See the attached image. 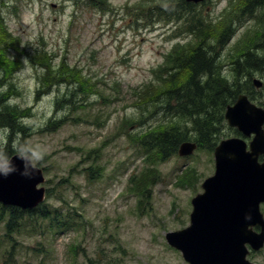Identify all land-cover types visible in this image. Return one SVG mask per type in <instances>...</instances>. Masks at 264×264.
I'll return each instance as SVG.
<instances>
[{"label":"rangeland","instance_id":"374dc122","mask_svg":"<svg viewBox=\"0 0 264 264\" xmlns=\"http://www.w3.org/2000/svg\"><path fill=\"white\" fill-rule=\"evenodd\" d=\"M85 2L0 0V17L5 18L0 54L6 51V24L8 33L21 40L23 52L7 63L10 72L4 73L0 66V157L9 161L6 148L17 142L21 147L17 154L30 156L32 164L44 170L43 209L50 214L70 211L76 226L53 235L47 231L50 219L32 230L26 217L22 229L29 235L13 231L10 236L6 233L10 218L5 214V223L0 224V264H188L166 236L189 225L191 202L215 171L213 152L202 147L189 158H146L140 143L130 137L171 120L163 111L128 133L124 129L125 119L141 121L131 91L153 83V70L178 42L171 39L177 26L147 25L145 20L137 24L140 0H108L107 12ZM241 3L209 0L204 7L206 18L215 22L210 26L214 42L227 17L242 21L218 60L229 80L237 68L239 43L264 31V8L258 19L248 18L237 7ZM191 42L185 37L180 43ZM256 71L254 80L262 81L263 87L255 96L264 102V65ZM45 91L50 92L43 95ZM8 104L15 106L10 110L27 114L24 143L18 136L9 139ZM100 114L102 121L110 115L106 126H99ZM233 134L225 129L221 140ZM260 251L259 264H264V246L256 252Z\"/></svg>","mask_w":264,"mask_h":264},{"label":"trees","instance_id":"16d2710c","mask_svg":"<svg viewBox=\"0 0 264 264\" xmlns=\"http://www.w3.org/2000/svg\"><path fill=\"white\" fill-rule=\"evenodd\" d=\"M241 1V6H237L239 11L248 18L258 19V11L264 8V0ZM87 4L102 12L109 11L108 0H88ZM205 6L207 4L194 5L187 3L186 0H140L139 5L136 6L137 22L145 20L147 25H156L160 22L176 25L177 31H173V37L179 39L183 37L165 55V62L153 70L155 77L153 83L131 91L133 97L136 98L134 107L141 112V121L125 119L124 129L127 133L135 124L143 125L144 120L147 122L160 111H163L165 116H170L171 119L167 122H160L145 132L143 129L139 130L130 137L131 140L140 143L141 148L146 151V158L153 156L161 161H167L171 157H179L178 149L182 143L187 141L197 143L199 149L207 147L213 152L220 143L225 129L233 131L227 127L224 119L227 106L234 104L242 93L248 94L252 100L256 99L257 92L252 81L256 76V70H261L264 65V31L259 37L239 43L241 49L234 57L237 68L234 69L231 74L232 78L229 80L222 74L218 60L221 49L228 43L235 33V28L242 21L238 23L227 17L221 35L214 42V34L210 32V26L215 22L206 18L208 10L204 8ZM2 22L5 23L4 17H0L1 27H3ZM8 29L6 24V43L3 44L6 45V51L0 54V58H3L0 66L5 69L6 58V71L10 72L11 66L7 63L15 62L13 58H21L23 52L20 49L21 40L15 39V36L8 33ZM185 37L192 38L188 46L180 43L185 40ZM11 54H13L12 57H10ZM34 57L35 54L32 58ZM63 65L67 66L66 63ZM182 76H185L183 80ZM49 92L45 91L42 94L46 95ZM261 93L262 90H259L257 94ZM258 99L262 101L260 95ZM12 107L15 106L8 104L5 108L6 127L11 130L13 136L21 137V143H24V135L28 127L23 120L27 114L18 109V112L12 111L10 110ZM102 117L103 115L100 114L97 118V122H101L100 127L106 126L110 115L106 116L103 121ZM12 135L9 136L10 141H12ZM16 152H21V147L18 148L17 142L6 148V156L10 157ZM148 159L144 160L146 164H148ZM7 211L10 212L7 213ZM5 214L10 218L6 223V233L10 236L14 234L13 231L28 234L22 229L24 224L21 222L26 217L33 223L32 230H36L34 225L36 226L38 222L50 219L47 231L53 235L59 231H71L76 227L71 224L73 213L70 211L54 210L50 214L49 211L43 209L42 205L36 209L23 211L17 208L8 209L0 204V224L5 223Z\"/></svg>","mask_w":264,"mask_h":264},{"label":"water","instance_id":"95a60500","mask_svg":"<svg viewBox=\"0 0 264 264\" xmlns=\"http://www.w3.org/2000/svg\"><path fill=\"white\" fill-rule=\"evenodd\" d=\"M200 4L206 0H186ZM257 88L262 81L255 79ZM225 120L244 137L223 140L214 151L215 173L202 184L203 193L192 201L191 223L186 229L168 233V243L182 253L188 264H252L247 246H264V108L246 95L228 106ZM197 144H181V157L193 155ZM262 157V161H260ZM41 169L29 156L0 159V203L22 210L37 208L45 200ZM259 226L256 233L253 227Z\"/></svg>","mask_w":264,"mask_h":264},{"label":"flooded vegetation","instance_id":"af4514ba","mask_svg":"<svg viewBox=\"0 0 264 264\" xmlns=\"http://www.w3.org/2000/svg\"><path fill=\"white\" fill-rule=\"evenodd\" d=\"M4 66H5V69H4V73H6V58H5V61H4ZM1 83V82H0ZM4 84L5 83H3V87H5L4 86ZM2 92H6V91H2ZM255 98L256 99H254V100H252L256 105H258V106H263L262 104H261V100L260 99H258L259 97L258 96H255ZM232 129V128H231ZM233 131H234V134H233V136H231V137H240V138H245L243 135H241L236 129H232ZM248 139H250V138H245V140L247 141V142H249V140ZM5 208H6V206H5ZM9 208H12V207H9ZM17 209H19V208H17ZM260 209H261V212L264 214V204H262L261 205V207H260ZM19 210H22V209H19ZM192 210L193 209H191V210H189L190 211V213L192 212ZM24 211V210H23ZM189 217H190V214H189ZM253 230H254V232H256V233H259V232H261V228L259 227V226H255L254 228H253ZM247 248H248V251H249V253H248V255H247V259L249 260V262L250 263H252V264H259V259H258V257L260 256V254H261V251L260 252H256V251H254L250 246H247Z\"/></svg>","mask_w":264,"mask_h":264},{"label":"bare ground","instance_id":"6f19581e","mask_svg":"<svg viewBox=\"0 0 264 264\" xmlns=\"http://www.w3.org/2000/svg\"><path fill=\"white\" fill-rule=\"evenodd\" d=\"M1 103H3V101H2ZM4 106H5V105H4ZM4 106H3V107H4ZM5 108H6V107H5ZM5 114H6V113H5ZM0 116H1V115H0ZM9 134H11V135H12V133H9ZM14 134H16V131H15V133H14ZM9 136H10V135H9ZM12 137H14V136L12 135ZM15 137H16V136H15ZM15 137H14V138H15Z\"/></svg>","mask_w":264,"mask_h":264}]
</instances>
